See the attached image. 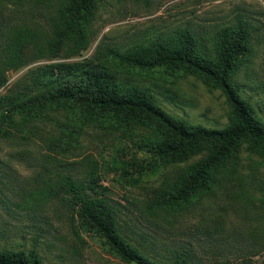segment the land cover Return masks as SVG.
Segmentation results:
<instances>
[{
    "label": "rangeland",
    "instance_id": "rangeland-1",
    "mask_svg": "<svg viewBox=\"0 0 264 264\" xmlns=\"http://www.w3.org/2000/svg\"><path fill=\"white\" fill-rule=\"evenodd\" d=\"M66 3L0 0L3 38L23 35L40 47L32 51V62L6 72L0 96L38 65L103 61L108 48L145 52L157 39L176 38L186 29L194 32L201 51L213 54L218 34L244 23L252 51L243 57L235 80L264 119V0H102L84 23L90 42L79 53L70 41L57 50L50 47ZM120 75L194 124L223 127L230 120L232 106L223 89L195 75L134 66L122 67ZM51 117L24 121L17 115L19 123H2L13 131L0 136V250L35 249L45 264H139L124 260L77 220L61 198L63 180L71 173L98 177L99 191L119 208L123 230L152 258L167 261L185 249L195 264H264L263 154L243 143L227 166L231 172L219 175L208 191L177 206L150 208L166 181L201 156L164 164L152 151L149 130L113 118L85 123L82 110L72 107L56 109Z\"/></svg>",
    "mask_w": 264,
    "mask_h": 264
},
{
    "label": "trees",
    "instance_id": "trees-1",
    "mask_svg": "<svg viewBox=\"0 0 264 264\" xmlns=\"http://www.w3.org/2000/svg\"><path fill=\"white\" fill-rule=\"evenodd\" d=\"M101 1L67 0L60 22L53 28L50 47L57 50L70 41L76 53L87 48L91 34L83 26L95 14ZM178 33L176 38L157 39L145 52L108 48L109 56L103 61L86 58L30 69L0 96V136L12 133V128H4L2 123L16 124L17 115L24 121L34 118L44 121L52 119L51 114L56 109L79 108L85 115V123L90 119L101 123L102 119L113 118L133 129L149 130L153 137L150 140L152 151L164 164H177L201 156L175 180L166 181L148 204L150 208L177 206L198 192L208 191L219 175L231 172L227 166L238 156L243 143L248 150L264 155V119L241 95L240 85L235 80L243 57L251 55V36L244 23L229 26L215 38L213 54H210L201 51L194 32L186 29ZM2 34L0 87L6 83L8 70L26 66L34 60L31 54L40 50L23 35L10 33V37L7 35L4 39ZM26 42L33 45L26 46ZM121 66L167 67L195 75L205 84L221 87L232 106L228 124L223 127L194 124L167 111L146 87L122 77ZM97 180L96 176L80 179L77 174L69 173L62 183L61 198L75 210L77 220L90 232L101 236L109 248L126 261L195 264L185 249L176 250L167 261L147 255L123 230L119 208L99 191ZM54 188L55 185L52 190ZM55 193L59 194L58 190ZM0 264L45 263L35 249L3 248Z\"/></svg>",
    "mask_w": 264,
    "mask_h": 264
}]
</instances>
